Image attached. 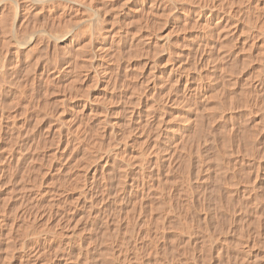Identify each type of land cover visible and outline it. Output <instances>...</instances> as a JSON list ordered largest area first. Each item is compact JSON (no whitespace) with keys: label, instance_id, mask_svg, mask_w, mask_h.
Wrapping results in <instances>:
<instances>
[{"label":"rangeland","instance_id":"1","mask_svg":"<svg viewBox=\"0 0 264 264\" xmlns=\"http://www.w3.org/2000/svg\"><path fill=\"white\" fill-rule=\"evenodd\" d=\"M83 1L0 5V264H264V0Z\"/></svg>","mask_w":264,"mask_h":264},{"label":"bare ground","instance_id":"2","mask_svg":"<svg viewBox=\"0 0 264 264\" xmlns=\"http://www.w3.org/2000/svg\"><path fill=\"white\" fill-rule=\"evenodd\" d=\"M8 1V0H7ZM25 1V0H24ZM27 1V0H26ZM43 1H45V0H34V2L35 3H39V2H43ZM53 1V0H52ZM56 1V0H55ZM58 1H63V2H65V3H67V4H69V6L70 5H75V6H82V5H84V1L83 0H58ZM91 1L92 0H87L86 2L87 3H91ZM94 1V0H93ZM92 1V2H93ZM103 0H96V2L94 3V4H92V5H94V8H96L97 7V5H99L100 3H102L103 4V2H102ZM107 1H109V0H107ZM222 1V0H221ZM230 1V0H229ZM5 2V1H4ZM10 2V1H9ZM62 2V3H63ZM111 2V1H110ZM204 2V1H203ZM218 2V1H217ZM219 2H220V0H219ZM224 2V1H223ZM245 2H247L246 0H245ZM12 3V2H11ZM28 4H29V2H27ZM32 4H33V2H31ZM45 3V2H44ZM58 3H60V2H58ZM104 3H105V1H104ZM207 3V2H206ZM2 4V5H1ZM14 6L12 7L13 9L12 10H14L13 11V25H14V23L16 22V21H18V17L20 16V13L22 12L21 11V6L23 5L22 4V2H20V0H13V3H12ZM25 4V3H24ZM31 4V5H32ZM40 4H43V3H40ZM61 4V3H60ZM64 4V3H63ZM62 4V5H63ZM108 4V3H107ZM216 4V3H215ZM228 4V3H227ZM0 5L1 6H4L3 5V0H0ZM34 5V4H33ZM36 5V4H35ZM38 5V4H37ZM61 5V6H62ZM66 5V4H65ZM104 5V4H103ZM106 5V4H105ZM197 5V4H196ZM250 5V4H249ZM12 6V5H11ZM41 6V5H40ZM52 6V5H51ZM64 6V5H63ZM90 6V5H89ZM96 6V7H95ZM211 6H213V5H211ZM211 6H209V7H211ZM230 6H232V5H230ZM66 7H68V6H66ZM157 7V6H156ZM208 7V6H207ZM214 7H215V5H214ZM11 8V7H10ZM23 9H24V7H22ZM35 8V7H34ZM78 8V7H77ZM153 8V7H152ZM211 8H213V7H211ZM210 8V9H211ZM219 8V7H218ZM70 9V8H69ZM86 9V8H85ZM96 9H98V8H96ZM205 9V8H204ZM245 9V8H244ZM248 9V8H247ZM39 10V9H38ZM207 10V9H206ZM217 9L215 8V10L214 11H216ZM223 10V9H222ZM229 10V9H228ZM78 11V10H77ZM76 11V12H77ZM82 11V10H81ZM91 11V10H90ZM90 11H88V12H90ZM96 11V10H95ZM98 11V10H97ZM96 11V12H97ZM205 11V10H204ZM208 11V10H207ZM211 11V10H210ZM218 11V10H217ZM24 12V11H23ZM56 12V11H55ZM75 12V13H76ZM87 12V11H86ZM87 12V13H88ZM187 12H189V11H187ZM209 12V11H208ZM223 12H224V10H223ZM226 12H228L229 13V11H226ZM226 12H224V13H226ZM26 13V12H25ZM64 13H66V12H64ZM184 13V12H183ZM207 13V12H206ZM205 13V14H206ZM33 14V13H32ZM81 14V13H80ZM93 14V13H92ZM98 14V13H97ZM103 14V13H102ZM194 14V13H193ZM198 14H199V12H198ZM201 14H202V11H201ZM214 14H215V12H214ZM35 15H36V13H35ZM71 15V14H70ZM87 16L88 15H90V14H86ZM206 15H208V14H206ZM5 16V15H4ZM8 16V15H7ZM12 16V15H11ZM10 16V17H11ZM78 16V15H77ZM84 16V15H83ZM225 16V15H224ZM223 16V17H224ZM236 16V15H235ZM1 17V16H0ZM70 17V16H69ZM68 17V18H69ZM99 17V16H98ZM103 17V16H102ZM200 17V16H199ZM221 17V16H220ZM226 17V16H225ZM225 17H224V19H225ZM248 17V16H247ZM4 18V17H3ZM12 18H9V19H12ZM32 18V17H31ZM57 18V17H56ZM79 18V17H78ZM83 18H85V17H83ZM89 18V17H88ZM198 18V17H197ZM222 18V17H221ZM220 18V19H221ZM242 18V17H241ZM249 18V17H248ZM6 19V18H5ZM4 19V20H5ZM22 19H23V17H22ZM50 19V18H49ZM95 19V18H94ZM96 19H97V17H96ZM216 19V18H215ZM218 19V18H217ZM227 19V18H226ZM226 19L224 20V24H225V21H226ZM8 20V19H7ZM67 20V19H66ZM76 20H77V18H76ZM101 20V19H100ZM35 21V20H34ZM33 21V22H34ZM41 21V20H40ZM57 21H58V19H57ZM56 21V22H57ZM60 21V20H59ZM62 21V20H61ZM73 21H75V20H73ZM77 21H80L79 19L77 20ZM216 21V20H215ZM218 21H219V19H218ZM221 21H223V20H221ZM227 21H229V20H227ZM3 22V21H2ZM8 22V21H7ZM21 22V21H20ZM85 22V21H84ZM94 22H95V20H94ZM103 22V21H102ZM211 22V21H210ZM217 22V21H216ZM252 22V21H251ZM25 23V22H24ZM58 23V22H57ZM74 23H76V22H74ZM227 23V22H226ZM243 23V22H242ZM249 23V22H248ZM21 24V23H20ZM19 24V25H20ZM26 24V23H25ZM63 24V23H62ZM69 24V23H68ZM83 24V23H82ZM82 24H81V26H82ZM250 24V23H249ZM2 25H3V23H2ZM1 25V26H2ZM6 25V26H5ZM22 25V24H21ZM33 25V24H32ZM58 25V24H57ZM71 25V24H70ZM76 25V24H75ZM78 25V24H77ZM93 25H94V23H93ZM97 25V24H96ZM212 25V24H211ZM245 25V24H244ZM4 26H5V28L7 27V24H4ZM3 26V27H4ZM15 26V25H14ZM60 26V25H59ZM72 26V25H71ZM80 26V27H81ZM208 26V25H207ZM228 26H230V25H228ZM247 26V25H246ZM251 26H255V24L254 25H251ZM10 27V26H9ZM33 27V26H32ZM35 27V26H34ZM78 27V26H77ZM222 27V26H221ZM224 27V26H223ZM226 27V26H225ZM243 27V26H242ZM248 27V26H247ZM15 28V27H14ZM212 28V27H211ZM2 29V28H1ZM16 29V28H15ZM18 29V28H17ZM54 29V28H53ZM253 29H254V27H253ZM6 30V29H5ZM30 30V29H29ZM58 30V29H57ZM83 30V29H82ZM226 30V29H225ZM3 31V30H2ZM8 31V30H7ZM218 31V30H217ZM5 32V31H4ZM8 32H10V31H8ZM8 32H6V33H8ZM47 32V31H46ZM209 32V31H208ZM219 32V31H218ZM240 32V31H239ZM65 33V32H64ZM18 34H20V33H18ZM31 34V33H30ZM72 34V33H71ZM109 34V33H108ZM212 34V33H211ZM14 35V34H13ZM61 35V34H60ZM74 35V34H73ZM72 35V36H73ZM45 36V35H44ZM47 36V35H46ZM24 37V36H23ZM42 37V36H41ZM25 38V37H24ZM48 38V37H47ZM61 38V37H60ZM68 38V37H67ZM10 39V38H9ZM63 39V38H62ZM204 39V38H203ZM253 39V38H252ZM3 40V39H2ZM20 40V39H19ZM40 40V39H39ZM28 41V40H27ZM5 42H6V39H5ZM31 42V41H30ZM3 43V42H2ZM64 43V42H63ZM205 44V43H204ZM67 45V44H66ZM6 47V46H5ZM41 47V46H40ZM52 48V47H51ZM6 49V48H5ZM43 49V48H42ZM45 49V48H44ZM43 49V50H44ZM1 51V50H0ZM29 51V50H28ZM37 51V50H36ZM18 52V51H17ZM35 52V51H34ZM17 58V57H16ZM33 61V60H32ZM35 61V60H34ZM22 62V61H21ZM11 63V62H10ZM15 63V62H14ZM10 70V69H9ZM30 71V70H29ZM13 76V75H12ZM7 78V77H6ZM46 79H48V78H46ZM33 81V80H32ZM47 82V81H46ZM12 83V82H11ZM47 84H48V82H47ZM202 86V85H201ZM4 94V93H3ZM200 95V94H199ZM80 103V102H79ZM131 153V152H130ZM14 155V154H13ZM19 155V154H18ZM121 155V154H120ZM123 155V154H122ZM139 156V155H138ZM142 156V155H141ZM15 157V156H14ZM1 159V158H0ZM122 159V158H121ZM17 160V159H16ZM127 160H128V158H127ZM130 160V159H129ZM1 161V160H0ZM1 164V163H0ZM126 165V164H125ZM141 185V184H140ZM37 192V191H36ZM44 193V192H43ZM39 195V194H38ZM2 214V213H1ZM25 215V214H24ZM24 218V217H23ZM27 218V217H26ZM1 219V218H0ZM17 219V218H16ZM37 219V218H36ZM31 220V219H30ZM35 220V219H34ZM0 223H1V221H0ZM5 224V223H4ZM27 224V223H26ZM39 224V223H38ZM28 225V224H27ZM24 226V225H23ZM45 226V225H44ZM13 229V228H12ZM27 229V228H26ZM40 229V228H39ZM14 230V229H13ZM37 230V229H36ZM21 231V230H20ZM38 231H40V230H38ZM10 232V231H9ZM16 232V231H15ZM36 232V231H35ZM32 233V232H31ZM6 234V233H5ZM27 235V234H26ZM36 235V234H35ZM41 234H39V236H40ZM52 235V234H51ZM50 235V236H51ZM57 236V235H56ZM1 237V236H0ZM41 238V237H40ZM44 238V237H43ZM50 238V237H49ZM33 239V238H32ZM59 239V238H58ZM79 239V238H78ZM1 240V239H0ZM7 240V239H6ZM30 240V239H29ZM46 240V239H45ZM61 240V239H60ZM68 240V239H67ZM9 241V240H8ZM41 241V240H40ZM7 242V241H6ZM18 242V241H17ZM25 243V242H24ZM67 243V242H66ZM18 244V243H17ZM27 244V243H26ZM39 244V243H38ZM20 245V244H19ZM59 245V244H58ZM7 246V245H6ZM43 246V245H42ZM82 246V245H81ZM137 246V245H136ZM24 247V246H23ZM57 247H59V246H57ZM77 247V246H76ZM11 248H12V246H11ZM27 248H28V246H27ZM36 248V247H35ZM35 248H34V252H35ZM6 249V248H5ZM9 249V248H8ZM42 249V248H41ZM7 250V249H6ZM53 250V249H52ZM63 250V249H62ZM136 250V249H135ZM5 251V250H4ZM8 251V250H7ZM31 251V250H30ZM60 251V250H59ZM82 251V250H81ZM41 252V251H40ZM7 253L9 254V252H6V255H7ZM33 253V252H32ZM37 253V252H36ZM39 253V252H38ZM52 253V252H51ZM24 254V253H23ZM29 254V253H28ZM49 254V253H48ZM10 255V254H9ZM34 255H36V254H34ZM43 255V254H42ZM74 255V254H73ZM2 256V255H1ZM5 256V255H4ZM53 256V255H52ZM35 257V256H34ZM67 257V256H66ZM123 257V256H122ZM28 258V257H27ZM43 258V257H42ZM126 258V257H125ZM66 259V258H65ZM118 259V258H117ZM5 260V259H4ZM32 260V259H31ZM121 260V259H120ZM123 260V259H122ZM3 261V260H2ZM119 261V260H118ZM135 261V260H134ZM116 262V261H115ZM2 264V263H1ZM5 264V263H4ZM8 264V263H7ZM118 264V263H117Z\"/></svg>","mask_w":264,"mask_h":264}]
</instances>
